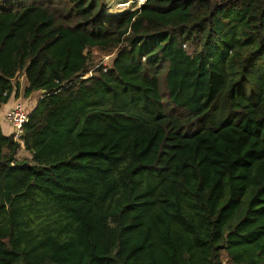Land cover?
<instances>
[{
    "label": "trees",
    "instance_id": "trees-1",
    "mask_svg": "<svg viewBox=\"0 0 264 264\" xmlns=\"http://www.w3.org/2000/svg\"><path fill=\"white\" fill-rule=\"evenodd\" d=\"M0 264H264V0H0Z\"/></svg>",
    "mask_w": 264,
    "mask_h": 264
},
{
    "label": "built area",
    "instance_id": "built-area-1",
    "mask_svg": "<svg viewBox=\"0 0 264 264\" xmlns=\"http://www.w3.org/2000/svg\"><path fill=\"white\" fill-rule=\"evenodd\" d=\"M146 1L147 0H133L130 2L120 3L118 4L117 7L126 12L135 11L140 9ZM134 5L137 6L135 10H133ZM103 67L105 68L104 71L106 72L108 70V66H103ZM90 74L92 76L91 71ZM84 79H88V78H86L85 76ZM30 112L28 111L26 104H24L21 100L16 99L10 105L8 110L3 114L5 121L12 130L11 135L13 136L15 142H17L20 145L21 149L22 148L25 149V140H24L25 127L29 123Z\"/></svg>",
    "mask_w": 264,
    "mask_h": 264
},
{
    "label": "rangeland",
    "instance_id": "rangeland-1",
    "mask_svg": "<svg viewBox=\"0 0 264 264\" xmlns=\"http://www.w3.org/2000/svg\"><path fill=\"white\" fill-rule=\"evenodd\" d=\"M120 3H124V2H120ZM120 3H117L115 7H116V9H118V12H120V14H121V12L125 13L126 11H124L122 9H119L117 7L118 4H120ZM237 33H238L239 36H243L244 35L243 31L241 30V28L237 29ZM96 58L97 59H96L95 63L91 66V69H90L91 73L93 71H95L97 68L101 67V66L102 67L103 66L110 67L111 57L104 56L102 59H100L99 57H96ZM90 77H91L90 73L86 75V78H90ZM16 82L20 83V91H19L17 99L21 100L24 104H26L27 109H28L29 112L32 111L33 109H35L37 107L39 100L42 98L41 94H44V93L43 92L41 94L40 93H36V94L30 96L29 98H26L25 95H24V90H25V88L27 86V81H26L25 76L24 75H20L18 77V79L16 80ZM29 156H30L29 153H26L25 151H23V152H21L19 154V158L20 159L18 158V160H24V159H26V157H29Z\"/></svg>",
    "mask_w": 264,
    "mask_h": 264
},
{
    "label": "crops",
    "instance_id": "crops-1",
    "mask_svg": "<svg viewBox=\"0 0 264 264\" xmlns=\"http://www.w3.org/2000/svg\"><path fill=\"white\" fill-rule=\"evenodd\" d=\"M130 1H133V0H108V5H109V14H112V15H119L120 12H118V9H116V4L117 3H120V2H130ZM137 8V6H133V10H135ZM121 14H123V12H121ZM1 122H2V126H3V131L4 133L6 134V136H10L11 133H12V130L10 128V126L7 124V122L5 121L4 119V115L2 114L1 115ZM25 151L26 153H28L24 148H22L20 151H19V154L21 152ZM19 154H18V158H19ZM30 155V153H29ZM31 158V155L29 156ZM29 157H26V159H30ZM20 159V158H19Z\"/></svg>",
    "mask_w": 264,
    "mask_h": 264
},
{
    "label": "water",
    "instance_id": "water-1",
    "mask_svg": "<svg viewBox=\"0 0 264 264\" xmlns=\"http://www.w3.org/2000/svg\"><path fill=\"white\" fill-rule=\"evenodd\" d=\"M45 93V92H44Z\"/></svg>",
    "mask_w": 264,
    "mask_h": 264
}]
</instances>
